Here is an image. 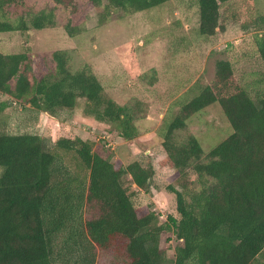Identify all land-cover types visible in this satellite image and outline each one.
Returning a JSON list of instances; mask_svg holds the SVG:
<instances>
[{"label":"trees","instance_id":"trees-1","mask_svg":"<svg viewBox=\"0 0 264 264\" xmlns=\"http://www.w3.org/2000/svg\"><path fill=\"white\" fill-rule=\"evenodd\" d=\"M81 1L100 6L104 0H50L49 12L35 11L29 0H0V34L53 28L56 8L69 11ZM105 1L109 10L132 14L170 0ZM192 1L200 36L225 32L222 21L238 22L244 34L255 32L254 56L264 67V16L253 0ZM65 30L76 36L72 20ZM131 46L125 69L134 78L140 68ZM35 59L29 50L0 53V92L51 116L84 98L87 116L125 141L137 137L133 112L107 100L94 74L72 73L67 52ZM215 70L213 82L179 104L178 113L171 109L158 130L173 168L200 184L170 188L178 216L165 222L153 212L140 215L134 205L132 186L146 189L150 166L134 161L118 168L79 137L0 134V264H264V72L246 86L230 61H216ZM214 104L233 134L207 155L196 137L173 147L188 120ZM125 174L132 176L129 184ZM168 232L177 241L172 261L161 248Z\"/></svg>","mask_w":264,"mask_h":264},{"label":"rangeland","instance_id":"rangeland-1","mask_svg":"<svg viewBox=\"0 0 264 264\" xmlns=\"http://www.w3.org/2000/svg\"><path fill=\"white\" fill-rule=\"evenodd\" d=\"M29 2L35 11L55 9L50 0ZM253 2L258 14L264 16V0ZM106 6L104 0L100 6L81 1L69 11L56 8L53 28L0 34V53L29 50L36 63L54 51L67 52L72 73L83 70L94 74L103 85L107 100L133 112L137 137L125 141L110 130L109 124L87 116L88 102L84 98L77 100L74 109L51 116L1 92L0 134H36L52 141L79 137L93 142V149L103 150L118 168L134 161H140L145 168L150 166L146 189L132 186L134 205L140 215L153 212L160 222H165L170 215L178 216L176 196L170 188L183 191L187 183L199 189L200 184L184 179L173 168L172 152L164 146L158 130L171 109L178 113L182 102L213 82L218 60L230 61L244 85L258 81L264 67L254 56L255 32L244 34L238 22L222 21L225 32L212 38L200 36L198 8L192 0H170L158 8L132 14ZM69 20L76 30L73 38L65 30ZM131 45L137 50L140 68L134 78L125 69ZM3 103H8L4 110ZM232 134L233 128L221 106L214 104L188 120L187 127L176 133L173 147H183L196 137L207 155ZM124 180L129 184L133 179L125 174ZM176 243L171 232L162 238L161 248L169 261L174 258Z\"/></svg>","mask_w":264,"mask_h":264}]
</instances>
